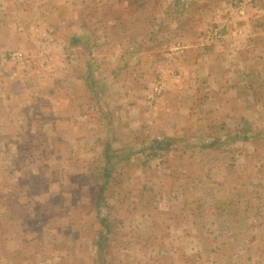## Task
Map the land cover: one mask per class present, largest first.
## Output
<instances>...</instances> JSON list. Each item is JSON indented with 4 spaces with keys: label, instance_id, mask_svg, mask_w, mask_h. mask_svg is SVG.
<instances>
[{
    "label": "crops",
    "instance_id": "obj_1",
    "mask_svg": "<svg viewBox=\"0 0 264 264\" xmlns=\"http://www.w3.org/2000/svg\"><path fill=\"white\" fill-rule=\"evenodd\" d=\"M255 2L0 0L3 60L18 56L26 58L25 65L31 66L33 59L22 51L27 46L25 39H43L38 44L37 68L45 65L49 72L63 75L76 89H83L96 107L92 116H101L93 126L96 128L86 131L100 154L96 159L73 161L70 167L74 173H83L87 167L94 173L102 166L111 170L105 194L110 206L104 212L107 230L91 202L83 206L94 217L88 228L92 263L107 262L105 255L115 249L121 254V262L129 264H158L154 261L158 262L159 257L171 260V264H264V159L257 157L254 144L264 124V28L252 30L247 14L253 11ZM246 6L249 11L245 14ZM258 10H264V3ZM242 19L249 40L231 55L226 49L216 52L187 42L180 65L185 74L179 75V80L161 74L166 81L161 80L163 110L152 112L150 117L157 128H140L141 121L147 119L141 99L150 92L152 82L151 78L144 79V70L153 73L161 69L156 54L143 50L147 47H142L145 40L161 36L194 39L198 36L195 32L206 23L216 22L227 29ZM72 37L78 42L72 44ZM237 39L241 40L240 35ZM66 56H73V60ZM55 57L59 66L53 64ZM103 94L107 101L101 104ZM69 108L76 115L83 105L74 99ZM193 119L195 124L187 122ZM103 120L105 126L100 125ZM192 133L200 137L190 142L188 135ZM80 137L76 136V142ZM179 150L182 153L176 158ZM195 151L203 152L204 158L203 169L194 174L192 165L196 163L190 158ZM213 151L221 152L216 160L208 156ZM152 175L158 177L156 183H151L152 189L134 187L133 182L153 181L148 180ZM18 179L16 183L22 179L27 185V179ZM116 184L119 193L111 188ZM122 185L126 188L120 192ZM193 204L196 206L189 208ZM66 213L70 217L71 212ZM159 217L166 220L160 221ZM67 223L64 232L75 228L71 217ZM28 229L34 233L39 228ZM59 229L56 236L62 239L64 234ZM160 229L168 232L164 242L155 238ZM116 234L119 236L115 238ZM101 235L105 238L100 243L104 249L99 251L96 244ZM146 240L150 247L139 252ZM129 252L135 253L130 256ZM19 253L12 250L14 260ZM64 256L85 263L81 254Z\"/></svg>",
    "mask_w": 264,
    "mask_h": 264
},
{
    "label": "rangeland",
    "instance_id": "obj_2",
    "mask_svg": "<svg viewBox=\"0 0 264 264\" xmlns=\"http://www.w3.org/2000/svg\"><path fill=\"white\" fill-rule=\"evenodd\" d=\"M263 3L264 0L259 2L256 0L255 8L254 6L251 7L253 11L247 13L250 15L248 19L251 20L252 30L264 28V15H262L264 14V10H258L263 8ZM248 4L249 2H247V5ZM235 10L236 8L234 9V13ZM246 11H249V6H246L245 14ZM237 13L239 14V11H236V14ZM98 16H100L99 13ZM234 22L233 26L227 29H222L216 22L206 23L199 31L195 32L198 36L189 40L184 38L166 39L163 36H161L160 39H146L142 47H147L143 50L156 54L157 59L155 58V61L159 63L161 69L153 73L151 70L150 73H148L147 69L144 70L146 72L144 79L151 78L152 85L157 82L161 83V80L164 81V78L161 77V74L164 72L166 76L179 80V75L182 77V75L185 74V71H181L180 65L184 59L183 50H185L187 42L201 49H213L216 52H221L222 49H226L229 55L236 52V47H240V44H246L248 42L249 32H247L248 29L243 26L246 22L245 19ZM210 27L218 28V30L222 32L224 38L216 44L204 45L203 38ZM160 29L164 30V28ZM239 35L241 40L237 39ZM32 37L33 38L27 36L25 39L27 46L22 51L26 52V54L28 53L27 56L33 59L31 66L36 65L35 69L25 65L26 58L13 56L12 60L8 61L3 60V56L0 55V264H94L91 260L92 255H90V253L92 249L89 248L88 241L90 238V232L88 230V228H90L89 223L92 222L94 217L92 212H87L86 207H83L89 204L91 194L87 185L83 183L82 174L84 172L81 173L79 169H76V171L80 172L74 173L72 171L73 168L70 167L73 161L80 163L82 160L84 161V159H96L100 154V149L92 145L90 135L87 132L88 129L92 130L96 128L93 126L99 122L101 116H92L91 113H96L94 110L96 107L89 102L88 94H83L84 92L81 91L83 89H76L74 85L72 86L73 82L65 80L66 78H63V75L58 76L56 72H49L45 65L37 68V65H39L37 58L40 49L38 44L39 41L43 39L40 38L39 40L35 36ZM116 41L117 40L114 38V42ZM42 47H44V45ZM151 47L152 49L150 50L149 48ZM105 48L107 47H104V49ZM176 48L182 49V54L175 55L174 50H176ZM43 57H45V55ZM67 58L73 60V56H66L65 59ZM43 59L45 60V58H42V60ZM53 61L52 63L54 65L59 66L56 57ZM78 63L82 65V61L78 60ZM137 74L141 75L143 73L138 71ZM166 80L169 81L168 79ZM151 84L150 90L152 89ZM171 91L172 89L170 88L167 93L170 94ZM152 93V91L148 92L145 97L141 99L140 104L142 105L141 110L145 113L143 116H146L147 119L141 121L143 125L139 126L147 130H152L155 126L150 119L152 112L163 110V104L160 105L163 94L154 99ZM101 96L100 102L103 104L104 100L105 102L107 101L105 98L106 94ZM74 99H78V102L83 105V109L78 111L76 115H72V111L69 110V105ZM88 103H90V105H87ZM173 110L174 109L170 107L169 112ZM106 120H103L100 125L105 126ZM257 120L260 122L261 119ZM187 122L189 124L193 123L195 119ZM198 123L197 121V124ZM241 124H243V122ZM156 128L155 126V129ZM261 130L263 131L259 130L254 144L257 145L258 148L257 157L264 159V124ZM192 134L193 135H188V141L190 142H192L191 140H196L194 137L197 139L200 137V135L197 136V133ZM76 136H81V139L77 142L75 140ZM38 143L43 146L39 145V148L34 147L38 145ZM79 143L81 146H79ZM27 145L33 149L32 155L29 156V158L25 156L23 152L28 149ZM181 153V150L177 151L176 158L180 156ZM224 153H226V151H224ZM146 154H149V152H146ZM220 154L221 152L213 151L210 152L208 156H212L211 159L216 160ZM192 156L193 157L190 159H193L196 163L195 166L192 165L194 174L195 171L201 172L203 169L201 167V162L203 161L204 153L195 151ZM227 156L230 157V155ZM171 164L176 165L177 162ZM41 171L42 174L39 176ZM117 171L119 172L120 170L117 169ZM67 173L70 177H68ZM20 177H24V180L27 179L26 186L22 184V179L19 183L15 182ZM59 177H61V187L58 188V182H55V179L58 178L59 180ZM116 177L118 176L116 175ZM35 178H37L36 182L38 185L39 181H44V179L51 181L47 189V194H36L34 197L32 196L31 199L39 202V207L43 209V219L46 218L44 221L47 223L41 225L43 228H39L37 231L35 230L34 233H29L30 230L28 228H30L31 225L28 220L21 221L16 217L20 214V211H15L14 218H12V187L15 186L13 189L16 190L15 196L18 197L19 195V197H21V191L24 190V192L27 193V189L34 186L32 183ZM156 178L158 177L156 176L154 178V175H152L148 180L153 181L148 182L144 180L137 183L133 182V185L136 189L138 186L140 190L143 188L144 191H148L152 189L153 184L151 183H156ZM70 188L79 190L78 194L80 195V199H76L74 203H64L63 206L55 203V206L50 204V198L58 199V197H60L61 201L63 200V196L70 198ZM111 188L114 192L119 193L118 184L112 185ZM124 188L126 187L122 185L120 192ZM78 194L76 193L73 197H76ZM26 203L29 204L28 201H26ZM80 204L82 207H80ZM195 206L196 204L189 205V208ZM68 211L71 212L70 217L75 228L64 232V226L68 225L67 219H70V217L65 216ZM99 212L104 214L105 210L102 209L99 210ZM165 218L166 217H159V220L165 221ZM59 227V230L64 234L62 239L56 236V232L58 231L57 228ZM166 233L168 232L160 229L157 231L155 238H157V240L161 238L164 242L167 240ZM118 236L119 234H116L115 238ZM152 237L151 235L150 238ZM23 239L29 240L32 243L26 244L25 241L23 242ZM148 243L147 240L143 242V246L139 249V252L143 249H145L146 252L150 247ZM171 248L177 249L179 247ZM12 250L20 251L18 254L19 257L17 259L15 258V260L12 257ZM180 250L181 249H178V251ZM130 252L128 253L130 256L135 253L131 254ZM109 253L111 254L108 256L105 255L107 262L97 264H129L121 262L122 257L120 256L121 254H118L117 250L111 249ZM150 253L153 252L151 251ZM207 253L209 254L208 251ZM64 254H81V256L85 258V263H83L82 259L78 260L77 257L73 259L65 256L63 257ZM141 254H143V252ZM180 254L183 255V250H181ZM202 254L206 255L205 252H202ZM133 258H135V255ZM138 258L141 257L138 256ZM183 258L182 260L184 261ZM165 260L167 262L166 264H171V260H169V262L164 257H159V261L157 262V260H155L154 262L165 264ZM195 264L200 263L197 262Z\"/></svg>",
    "mask_w": 264,
    "mask_h": 264
},
{
    "label": "trees",
    "instance_id": "obj_3",
    "mask_svg": "<svg viewBox=\"0 0 264 264\" xmlns=\"http://www.w3.org/2000/svg\"><path fill=\"white\" fill-rule=\"evenodd\" d=\"M77 42L78 41L75 37L71 38L72 44H75ZM244 139L246 138L244 137L243 140ZM39 145L40 143H38V145H35L34 147L39 148L41 146ZM23 152L25 156L29 157L32 155L33 149H31V147H28V149ZM98 169L99 170H97L94 173V171H92V169H90L89 167L85 168L83 170L84 173L82 174L83 175L82 179H83V183L87 185L89 192L91 194V199L89 203L91 202L93 207L96 209L97 217L99 218L100 224L102 223V226L105 227V229L107 230V226L104 225V223L107 222L106 220H108L107 215H105V213L102 214L101 212H99V210H102V209L107 210L110 207L109 203L106 202L105 194H106V191L108 190V186H109L108 179L110 178L111 170L110 169L108 170V168L105 166H102ZM41 174H42V171L40 172L39 176ZM68 177H70V175ZM36 179L37 178L33 179L32 184L34 186H32L30 189H27V193H25L24 190L20 192L22 194L21 197H19V195L18 197L15 196L16 190H13L15 186L12 187V215L14 214L15 211H18V212L20 211V214L17 215L16 217L20 219L21 221L28 220L29 224L31 225V228H34V227L40 228L41 225H44L47 223L46 221H44L45 218L43 219V212H42L43 209L39 207V202L35 200H31V199H32V196L34 197V195L36 194L48 193L47 189L49 187V184H48V181L44 179V181L42 180L39 181V185H38L36 182L37 181ZM57 180L58 178L55 179V182H57ZM28 183H31V182H28ZM49 183L51 184V181H49ZM22 184H25V182H22ZM59 187H61V185H58V188ZM64 187H67V186H64ZM75 189L76 188H70L71 190L70 198L63 196L62 201L60 200V197H58V199L51 198L50 204L59 203V205H61V203H67V204L69 202L74 203L76 199H80V195L78 194L79 190L77 189L75 190ZM76 193L78 195L76 197H73ZM23 200L28 201L29 204ZM102 240H105L104 235L100 236L96 244L99 251H102L104 249V247L100 245V243H102Z\"/></svg>",
    "mask_w": 264,
    "mask_h": 264
},
{
    "label": "built area",
    "instance_id": "obj_4",
    "mask_svg": "<svg viewBox=\"0 0 264 264\" xmlns=\"http://www.w3.org/2000/svg\"><path fill=\"white\" fill-rule=\"evenodd\" d=\"M223 38L224 36L222 35V32L218 30V28L210 27L207 30L206 35L203 38V43L204 45L216 44L220 42ZM174 51H175V55L182 54V49L180 48H176V50ZM150 91L153 92L152 94H153L154 99L158 98L162 94V91H163L162 84L160 82L155 83L152 86V89Z\"/></svg>",
    "mask_w": 264,
    "mask_h": 264
}]
</instances>
